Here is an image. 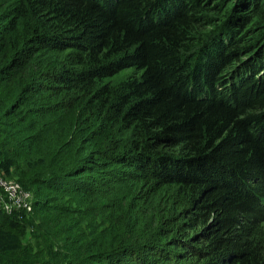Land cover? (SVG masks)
<instances>
[{
    "label": "trees",
    "instance_id": "1",
    "mask_svg": "<svg viewBox=\"0 0 264 264\" xmlns=\"http://www.w3.org/2000/svg\"><path fill=\"white\" fill-rule=\"evenodd\" d=\"M212 1L0 0V264H264V3Z\"/></svg>",
    "mask_w": 264,
    "mask_h": 264
},
{
    "label": "built area",
    "instance_id": "2",
    "mask_svg": "<svg viewBox=\"0 0 264 264\" xmlns=\"http://www.w3.org/2000/svg\"><path fill=\"white\" fill-rule=\"evenodd\" d=\"M0 187L5 195L0 196V214H21L32 210V193L15 180L5 177L1 171Z\"/></svg>",
    "mask_w": 264,
    "mask_h": 264
},
{
    "label": "rangeland",
    "instance_id": "3",
    "mask_svg": "<svg viewBox=\"0 0 264 264\" xmlns=\"http://www.w3.org/2000/svg\"><path fill=\"white\" fill-rule=\"evenodd\" d=\"M262 3H264V0H262ZM230 7L233 6V3L231 2ZM217 7L223 9V0H213L212 3H211V10H215ZM217 16L220 15V13H216ZM216 23H219V22H216ZM212 26H209L207 25L205 28H202L200 29L199 31L200 32H205L206 30H210ZM240 31H241V34H237V36L241 35V38H239V43L241 44V46H245L247 48V50L243 53V55L241 56V61L244 62V61H250L248 59L251 58V56L255 55L256 56V59L259 57L256 52L257 49H255V39L257 37L256 34H255V31L254 29L251 28V26H247V25H243V27L239 28ZM254 39V40H253ZM254 44V45H253ZM255 58V57H254ZM129 73H132V71L130 70H126V71H123L122 73H120V75L116 78L117 80H119L120 77H123ZM2 95V94H1ZM0 171L5 175V177L9 178V179H12V180H15L16 182H18L16 180L15 177L11 176V171H12V167H10L9 169H5L4 167H0ZM20 185L21 183L18 182ZM0 196L1 197H4V193H3V190L1 189L0 187ZM261 228L264 232V222L261 224Z\"/></svg>",
    "mask_w": 264,
    "mask_h": 264
}]
</instances>
